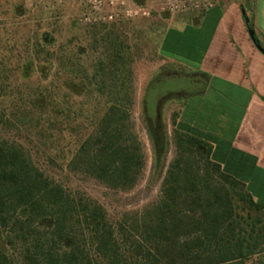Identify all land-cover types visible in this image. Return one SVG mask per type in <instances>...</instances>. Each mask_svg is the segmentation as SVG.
Listing matches in <instances>:
<instances>
[{"label": "trees", "instance_id": "trees-1", "mask_svg": "<svg viewBox=\"0 0 264 264\" xmlns=\"http://www.w3.org/2000/svg\"><path fill=\"white\" fill-rule=\"evenodd\" d=\"M51 40L41 35L36 46L48 58L37 62L35 46L25 72L53 63L60 80L37 79L27 94L12 95L0 79V264H245L255 251L237 236L231 188L264 207L210 160L202 134L177 123L179 112L171 119L179 154L160 201L141 215L124 213L115 222L97 200L53 176L58 168L128 191L141 178L145 152L130 123L136 101L130 46L111 40V51L85 66L77 50L53 48ZM164 78L154 76L142 100L157 161L168 148L162 105L186 98L165 91L151 109L153 84ZM198 148L206 152L203 163L194 157ZM206 245L216 253L205 255Z\"/></svg>", "mask_w": 264, "mask_h": 264}, {"label": "rangeland", "instance_id": "rangeland-1", "mask_svg": "<svg viewBox=\"0 0 264 264\" xmlns=\"http://www.w3.org/2000/svg\"><path fill=\"white\" fill-rule=\"evenodd\" d=\"M203 6L202 0H0V79L3 77L5 85L9 84L7 94H27L37 79L42 84L61 79L62 74L53 63L46 70L40 67L29 74L25 72V65L33 58L34 47L44 33L52 38L53 48L77 50V59L85 66L101 58L104 51H111L114 40L130 46L128 58L133 66L136 98L130 123L145 152V166L138 184L128 191H115L91 178H80L58 168L53 175L64 181L69 190L80 189L97 200L115 222L124 213L141 215L156 206L162 197L167 170L179 154L171 119L174 113L180 112L182 102L175 98L162 105L168 148L157 161L142 112V100L154 76L165 78L153 84L149 97L151 109L155 108L157 96L165 91L188 92L186 96L191 91H199L198 81L181 75L182 68L161 55L159 42L164 32L186 12L198 11ZM36 48L37 62L46 61L48 56L43 54V47ZM80 93L78 99L82 100L84 91ZM205 153L203 148H198L194 157L203 163ZM234 190L231 188L237 236L244 237L255 251L245 264H264V211L252 206L238 187ZM205 248V255L217 251L213 245ZM91 254L94 258L93 251Z\"/></svg>", "mask_w": 264, "mask_h": 264}, {"label": "crops", "instance_id": "crops-1", "mask_svg": "<svg viewBox=\"0 0 264 264\" xmlns=\"http://www.w3.org/2000/svg\"><path fill=\"white\" fill-rule=\"evenodd\" d=\"M202 1L159 42L161 55L201 84L179 99L177 123L198 130L210 160L264 207V0Z\"/></svg>", "mask_w": 264, "mask_h": 264}, {"label": "water", "instance_id": "water-1", "mask_svg": "<svg viewBox=\"0 0 264 264\" xmlns=\"http://www.w3.org/2000/svg\"><path fill=\"white\" fill-rule=\"evenodd\" d=\"M250 33H251V35L253 36V38H254V32H253V30L252 29H250Z\"/></svg>", "mask_w": 264, "mask_h": 264}]
</instances>
